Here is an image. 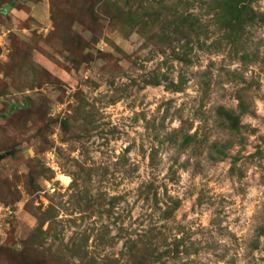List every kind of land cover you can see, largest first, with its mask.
<instances>
[{
    "label": "rangeland",
    "instance_id": "rangeland-1",
    "mask_svg": "<svg viewBox=\"0 0 264 264\" xmlns=\"http://www.w3.org/2000/svg\"><path fill=\"white\" fill-rule=\"evenodd\" d=\"M18 3L23 9L0 16V64L9 60L14 33L58 82L31 88L33 71H0L7 83L0 93V140L15 144L0 161V181L14 194L0 199V264H43L25 247L39 224L35 207H52L41 247L62 250L67 264L79 263L67 250L74 241L97 263L127 264L129 241L143 238L157 251L177 248V256L162 257L164 264H264V26L247 27L237 52L224 40L208 50L194 46L185 65L168 58L169 51L151 52L136 28L126 36L106 18L93 31L73 22L88 45L77 63L55 38L46 40L53 29L49 0ZM252 6L263 11L264 0ZM88 54L95 57L85 62ZM154 73L181 79V89H167L163 80L145 85ZM237 95L250 112L234 132L216 109L238 112ZM26 96L30 109L43 100L48 119L73 117L71 130L53 123L40 134L41 119L22 125L17 109L16 117L3 119ZM76 106L84 112L74 114ZM82 120L86 129L79 128ZM35 169L39 190L28 192L24 177ZM84 190L89 209L77 204ZM174 201L178 207L162 217Z\"/></svg>",
    "mask_w": 264,
    "mask_h": 264
},
{
    "label": "trees",
    "instance_id": "trees-1",
    "mask_svg": "<svg viewBox=\"0 0 264 264\" xmlns=\"http://www.w3.org/2000/svg\"><path fill=\"white\" fill-rule=\"evenodd\" d=\"M23 1V0H21ZM36 1V0H35ZM148 0H49L51 20L53 29L51 36H47L49 41L53 38L59 42L61 48L67 51L74 61L81 63L83 55L88 53V45L81 35L72 29V23L78 22L88 28L94 30L97 24H100V19L106 18L109 22L110 29H119L124 35H128L136 28L138 33L143 37L144 46H152L150 51L153 53L165 54L169 51L171 60H178L187 65L192 62L189 54L193 51L194 46L198 49L217 48L222 43V40L227 45L232 46V50L237 52L238 48H243L245 41L243 40L246 28L252 25L264 26V10L256 11L253 8V3L259 0H152L155 4L150 3L145 6ZM198 6V11H192ZM23 9V6L18 3V0H0V16L7 18V13L11 9ZM3 9V11H1ZM0 21H2L0 19ZM213 26V29L210 27ZM217 33L218 37L210 43H206V39L211 37V34ZM10 53L9 60L5 64H0V71L6 74H14L22 69L33 71V83L31 88L39 82V86L45 83L53 84L58 82L50 73L38 67L31 57V47L21 46L19 40L14 33L9 34ZM114 45V43H112ZM115 48H117L115 46ZM86 51V52H85ZM100 57L104 53H99ZM246 56V55H244ZM85 62L94 58L93 55H86ZM17 70V71H15ZM160 80L166 82L165 87L173 91L181 89L182 80L173 82L169 80L167 73L150 74L144 78L145 85L157 86ZM7 83H2L0 79V93H5ZM238 112L232 109H226L219 106L216 109L217 117L221 119V124H224L230 131L239 132L242 128L240 117L243 114L249 113V106L245 103L241 95H237ZM32 98L26 96L21 103L9 105L5 111L3 119H12L17 115L14 110L17 109L19 118L22 119V125L31 119L36 124L39 119L43 123L38 128L40 134L43 131H52L51 125L59 123L61 130L65 133L71 130V119L73 117H65L62 119L50 118L46 115L44 102L39 99V105L35 109H30L32 106ZM84 109L80 106L74 108V114L83 113ZM2 115V113H0ZM40 115L41 117H37ZM90 115L89 113L84 116ZM3 116V115H2ZM34 116V117H33ZM87 121L88 117H81ZM89 122V121H87ZM81 129L87 128V123L78 124ZM187 138L184 137L181 144L187 143ZM47 141V140H46ZM15 144L8 140H0V153L10 151ZM44 146L42 147V149ZM217 154H223V150L216 149ZM38 171L31 170L24 177L28 192L39 190L35 177ZM4 195L14 198V194L9 189L7 182L0 181V199H5ZM156 193H154L155 197ZM90 198L86 190L80 195L78 194L77 204L82 209H89L93 205L90 203ZM115 197L110 198V206H113ZM81 201H83L81 205ZM178 207V202L174 201L172 207H168L162 212V217H170L173 210ZM35 215L39 221L35 231L28 237L25 242L27 250L33 253L37 259L42 260L43 264H67L63 259L62 250L56 249L51 251L50 248H43V239L41 235L46 232L42 230L45 222L50 226L54 215L52 207H47L41 210L35 207ZM49 229V227L47 228ZM70 257H78L77 264H112V259L97 263L93 257H87V251L84 247L77 244L75 241L67 249ZM174 252V253H173ZM173 253L177 256V248H168L163 251H157L153 246L151 238H143L130 240L125 252L127 264H156L160 262L164 264L162 257ZM76 263V262H75ZM70 264H74L71 262Z\"/></svg>",
    "mask_w": 264,
    "mask_h": 264
},
{
    "label": "water",
    "instance_id": "water-1",
    "mask_svg": "<svg viewBox=\"0 0 264 264\" xmlns=\"http://www.w3.org/2000/svg\"><path fill=\"white\" fill-rule=\"evenodd\" d=\"M3 11V9H1ZM13 150H10V151H7V152H4V153H0V161L5 157V156H8V155H12L13 154Z\"/></svg>",
    "mask_w": 264,
    "mask_h": 264
}]
</instances>
